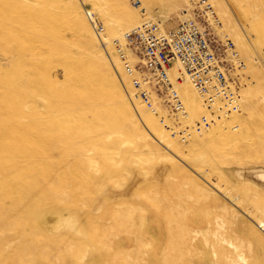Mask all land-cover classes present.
I'll return each mask as SVG.
<instances>
[{"label": "rangeland", "instance_id": "374dc122", "mask_svg": "<svg viewBox=\"0 0 264 264\" xmlns=\"http://www.w3.org/2000/svg\"><path fill=\"white\" fill-rule=\"evenodd\" d=\"M21 1L0 0L8 13L0 19V264H264V228L255 216L264 211V193L253 213L232 204L226 191L235 173L264 167V0H205L221 23L216 34L232 40L245 62L239 111L220 113V121L188 84L209 116L193 117L187 105L192 120L155 115L139 101L143 122L156 120L186 148L178 157L149 125L138 130L125 120L114 85L137 98L113 42L135 28L120 34L108 27L111 2L76 0L111 42L102 49L114 63L115 80L107 84L83 49L70 0ZM202 1L127 0L134 22L167 31L191 19ZM11 30L17 34L9 37ZM51 76L61 87L50 85ZM184 83L177 84L183 101ZM244 128L245 138L225 136ZM194 133L203 137L198 146ZM251 149L259 154L242 160ZM88 159L98 162L96 170ZM177 203L190 210L191 227L182 234L173 224ZM209 211L218 224H206Z\"/></svg>", "mask_w": 264, "mask_h": 264}, {"label": "built area", "instance_id": "2783aa9c", "mask_svg": "<svg viewBox=\"0 0 264 264\" xmlns=\"http://www.w3.org/2000/svg\"><path fill=\"white\" fill-rule=\"evenodd\" d=\"M209 13L216 17L213 6L204 0L193 10L195 19L177 28L167 31L159 23L147 22L126 33L123 41L113 42L139 96L154 111L152 94H156L172 112L185 115L183 100L175 88V83L184 77L202 97L220 101L221 105L225 101L222 107L234 112L240 110L243 78L238 71L245 67V62L239 57L232 40L225 36V43L215 34L213 26L219 25V20L208 24L205 19L202 24ZM101 26L98 25L100 30ZM124 52L131 55L129 61ZM175 72H178L176 76ZM203 124L209 126L206 118ZM181 138L185 141V136Z\"/></svg>", "mask_w": 264, "mask_h": 264}, {"label": "bare ground", "instance_id": "6f19581e", "mask_svg": "<svg viewBox=\"0 0 264 264\" xmlns=\"http://www.w3.org/2000/svg\"><path fill=\"white\" fill-rule=\"evenodd\" d=\"M107 1L111 2V5L114 7V14L111 15V16L109 14L107 15L109 17L108 27L112 31H114L115 33L119 32L120 34H125L124 32H127L129 30L128 27H129L130 24H132V26H134V28H137L138 26L142 25L140 22H134L135 15H134V13H132L130 11V9L128 7L127 0H107ZM27 2L28 1H26V0H22L21 2H18V4L19 3L20 4H25ZM69 2L76 7L75 24H76L77 29L79 31L80 41L82 43L84 51L90 57L91 63L93 64L94 68H96L98 70L99 74L102 73L104 78H106L104 80H106L107 84H110V83L114 82V80H115L114 79V71L112 70L113 69L112 64L114 65V63H113L112 59L109 57V55L107 53L106 54L104 53V51H107V48L110 46L111 42L108 39L102 38V34L99 32V30H98L96 25H95L94 29H96L97 35L94 33L95 30L93 29L92 26H90V24L88 23V21L86 20V18L84 16V13L81 11L79 6L76 5V0H70ZM143 2H145V1H143ZM7 7H8V5H7ZM9 8H10V5H9ZM3 10L0 7V19H2L1 16H5V14H8V13H6L7 10H5V11H3ZM24 14H26V13H23V15ZM220 15H221L222 18H224L223 17L224 13L221 12ZM20 16H21V13H20ZM215 16L216 17H214L213 13H209L208 16L204 17L202 24H204V20L205 19L207 20L208 24H210L211 22H214L215 20H219L218 17H217L216 12H215ZM194 19H195V15L193 14V17L191 19L187 20V21L194 20ZM187 21H185V22H187ZM6 22H7V20H6ZM0 23H2V21H0ZM182 23H184V22H182ZM2 25H4V24H2ZM200 25H201V23H200ZM215 26H216V24H214L213 27L215 28ZM218 26L219 27L221 26L220 21H219V25H217V27ZM214 31H215V29H214ZM8 32H9L8 33L9 37H11L10 34H17L16 33L17 31L15 32L14 30L13 31L11 30V31H8ZM215 34H216V32H215ZM8 35H7V37H8ZM125 35H123L121 37V39H118V40L123 41ZM0 37H4L3 33H2V36H0ZM217 37L222 39L225 43H227V39H225L224 37L221 38L218 35H217ZM4 38H2V39H4ZM2 41L3 42L6 41V38H5V40H1L0 42H2ZM0 45H1V43H0ZM235 47H236V45H235ZM102 49H104V51ZM236 50H237V47H236ZM115 52L118 55L119 59L121 60L118 51H116V48H115ZM237 52H238V50H237ZM47 54H48L47 52L43 53L39 57L42 58L41 60H44V59L46 60V59L49 58L48 57L49 54L48 55ZM124 54H125V57H127L126 60H128V58L131 56L127 52H124ZM30 56H32V55L30 54ZM34 56H36V55H34ZM239 57H240V55H239ZM15 61H16L15 58L12 56V58L9 59V64H13V63H15ZM37 62H38V60H37ZM123 62L124 61L121 60V63L124 66ZM42 64L43 63H41L40 65H42ZM48 64H50V63H48ZM124 68H125V66H124ZM38 69H39V67H38ZM51 69H52V67H51ZM125 71L128 74V76L131 78V76L128 73L126 68H125ZM102 74H101V76H102ZM177 74H178V72L174 73L175 76ZM52 77L53 76L49 77L50 85H52V86L58 85V87L59 86L61 87V85L59 84V81L57 79H53ZM106 82H105V85H107ZM184 82H186V83H184ZM188 82L191 83V81L187 77H184L182 81H177L175 83V88L177 89V92L179 93L181 98H182V96H181V94H180V92L178 90L177 84L178 85H182L184 83V85L182 86V94H183V98H184L183 103H184L185 115L183 113L177 114V113L172 112L167 106H165L163 103H161L160 98L158 99L157 98L158 96L156 94H152L151 95V100H152V103H153V107H154V109L156 111H154L153 109L149 108L147 106V104L139 96V94L137 92V89L135 88L133 82H132V85H133V89H134L135 96H136L137 99H135V97L133 95H131L129 98H126V97H124L122 95L121 89L117 85H114V87H113L115 92H116V94L118 95L117 98L124 105H126V107H127L126 108V112H127V110H128V112H127V114L125 113L126 114L125 120H128L130 125L133 128H136L138 130H140L142 128L143 124L144 125L146 124L147 127L149 125V127L152 129V134L155 136L157 141H159V143H161V144H165L167 150L169 152H171L172 154H175L177 157L180 156V155L185 156V154L187 153L186 148H184V146L181 145L178 141L173 140L171 138L172 134L170 135V133L164 132L163 128L158 125L156 120H154V119H149V120L145 119V121H144L145 123H144L143 122L144 114H143V108H142L143 106H141V105L144 104L155 115H158V113H160L159 111L163 110L166 113H168L169 116L174 115V117H176L175 115H181L184 119H186V118L189 119V117H190V120H192V116L198 118V117H200L201 114H204V113H207L208 116H209V113L206 112L207 110H206L205 107H203L202 105L201 106H197L198 101H197L196 97L194 96V94L191 93L190 89L187 86V84L190 85V86L192 85L193 87H194V85L192 83L190 84ZM97 86H98V84H97ZM192 86H191V88L194 91L196 90L197 94H199L197 89L195 87L193 88ZM221 97H222V99H224V95L221 94ZM201 98H202L205 106L207 107V109H209V111L213 112L212 113L213 116H216L218 118H222L220 121H222L224 119L223 117H220V113H223V112L227 111L225 113V115H227V116L229 114L233 113L232 109H228V108H225V107L223 108L222 107V106H225V104H226L225 101H223V104L221 105L220 101L216 102V101H213V99H212V101L211 100L209 101L210 98L202 97V96H201ZM134 100L136 101V103L133 102ZM139 101H141V103H142L141 105H140ZM185 105H187V107L190 108V113H191L192 116H190V114L188 115V110L185 107ZM217 105H221V107L220 108H216ZM193 119H195V118H193ZM207 119H209V117ZM177 120L179 121V119H177ZM203 120H204V118H203ZM220 121H217V123H216L218 126H219V124H221ZM218 122H219V124H218ZM222 125H223V123H222ZM222 125H220V127ZM258 126H260V125H258ZM224 133H225V136L227 135L229 138H232L234 140H240L241 138H245V136L248 135L249 131H247V129L244 128V129H242V132L239 135H233L230 131L224 132ZM135 137H136L135 139L139 138L138 136H135ZM192 140H193V143H194L193 146H196V145L198 146L199 143H202L203 137L201 135H196L194 133V134H192ZM130 144L131 143L129 141H124V146H128ZM122 148H123V146H122ZM250 152H252L253 154H251ZM258 154L259 153H258L257 150L251 149V150H249L247 152H243V155H245V157H243L242 160H246L247 161L251 156L258 155ZM262 156H264V154ZM162 157L164 159H171L166 154L162 155ZM110 164L112 165V167H115V168H117L120 165V163L117 161L116 157L111 158ZM88 165L93 170H96V168L98 166V162L95 159H88ZM234 176H235V180L232 179L231 182L229 183V184L232 185V186L229 187L230 191H228V189L226 190L228 192L229 196L231 197V200H232L231 203L234 204L237 207L241 206L242 209H244V211H248V212L250 211V212L255 213L256 210H257L256 206L258 204L257 200H256V197H261L262 196L261 194L264 193V167L263 168H252V170H248V171H241V172L235 173ZM2 185L3 184H1V186ZM219 189H221V188L219 187ZM182 195H183L182 193L179 194V198L180 197H184V199L186 200V196H184V195H188V194H184L183 196ZM177 196H176V199H177ZM189 198L192 199L193 196L189 197ZM181 199H180V201H182ZM189 200L190 199H188V203H189ZM212 202H214V200H212ZM177 204L178 205H176L177 206L176 209L178 211L177 212L178 214L174 213L175 214L174 215L175 219H174V223H173L174 227L178 230V232L180 234L185 233V232H189V229H190L189 227H191L189 225V220H190V215H189L190 213L189 212H190V210L189 209H183L184 207L181 205V203H177ZM189 205H190V203H189ZM250 207H254L253 210H250ZM233 213H236V212L233 211ZM207 215H208L207 216L208 218H207V221H206L207 225L211 226L213 224H218V222H217L218 216L216 214H213V213H211L209 211V213L207 212ZM255 216H256V219H257V222L259 223V225H261L264 228V211L263 212H257V214ZM233 218H234V216H232V219ZM232 225H234V224H231V226Z\"/></svg>", "mask_w": 264, "mask_h": 264}]
</instances>
